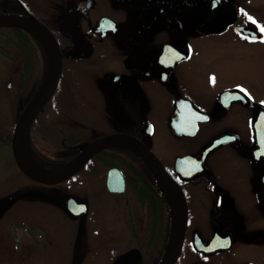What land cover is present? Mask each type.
Listing matches in <instances>:
<instances>
[{
    "label": "flooded vegetation",
    "instance_id": "1",
    "mask_svg": "<svg viewBox=\"0 0 264 264\" xmlns=\"http://www.w3.org/2000/svg\"><path fill=\"white\" fill-rule=\"evenodd\" d=\"M250 6L248 0H0V16L44 25L62 54L56 92L30 131L35 163L58 172L95 141L125 136L68 180L28 177L12 140L46 82L49 56L34 31L0 27V161L10 147L21 181L17 192L0 197H13L0 216V262L30 258L43 237L34 226L57 211L76 228L71 237L54 238L71 247V264H82L93 249L84 234L90 198L100 192L108 225H118L111 264H161L181 208L187 220L175 264H264V98L237 82L245 61L264 60L263 15ZM79 72L105 101H74L79 84L72 76ZM28 89L32 95L20 101ZM70 197L83 202L76 211L87 206L81 235L82 214L73 216L62 201ZM28 211L40 220L31 214L22 221Z\"/></svg>",
    "mask_w": 264,
    "mask_h": 264
},
{
    "label": "rangeland",
    "instance_id": "2",
    "mask_svg": "<svg viewBox=\"0 0 264 264\" xmlns=\"http://www.w3.org/2000/svg\"><path fill=\"white\" fill-rule=\"evenodd\" d=\"M249 3H252L251 9L255 12H259L264 19V0H248ZM260 15V16H261ZM261 18V17H260ZM261 18V19H262ZM238 79L237 82H243L247 84L249 89L255 93L258 98H264V60L254 63L245 61L239 69H237ZM235 69L230 68V73L233 76L235 74ZM46 75V73H45ZM3 73L0 71V78H2ZM257 80L258 85L253 84V81ZM72 80L77 82L79 85L75 86L73 90L74 101H105L103 99V94L98 88L97 85L93 84V80L84 72L75 76H72ZM230 81L231 79H226ZM32 89H28L25 93V98L20 101H27L26 98H29L32 95ZM3 95V94H2ZM0 94V102L5 101ZM72 96V97H73ZM59 101V100H58ZM66 101V98H64ZM71 101H73L71 99ZM77 141H82V138H74L73 143ZM83 144V143H80ZM80 144L75 146L76 148L81 147ZM18 173L16 165L14 163L10 147H6L2 150L1 161H0V197L5 194H10L17 192L20 186V179L15 175ZM11 177L14 180H9V183H6L3 180V177ZM8 179V178H7ZM87 186L92 188L90 183H87ZM101 193H95L96 197L91 196L90 205L91 210L89 212L87 227L85 229V235H87V246L93 245V249L87 255V259L83 260L82 264H111L112 259L115 258L117 253V248L119 245L117 243V233L118 225H108L110 218L107 214H104L102 211V205L100 203ZM29 212V211H28ZM35 215L37 219L40 220L41 215H37L33 212L20 214L22 221L27 222L32 218H26L28 215ZM27 215V216H26ZM47 216H43L39 224L35 225L34 229L37 233H40L43 237H38V244L32 246L31 256L24 263L22 260H14L9 262H0V264H71L75 255L71 250V247L57 241V236H69L73 234V231L76 228L75 222H73L68 217L61 215L57 211H51L46 213ZM11 221L16 219L15 217H9ZM13 222V221H12ZM104 226L109 229L110 235H107L106 232L102 229ZM20 230H16L15 232ZM56 233V236H50L48 234ZM38 246V247H37ZM29 250H27L28 252ZM119 252V251H118ZM117 253V254H116Z\"/></svg>",
    "mask_w": 264,
    "mask_h": 264
},
{
    "label": "water",
    "instance_id": "3",
    "mask_svg": "<svg viewBox=\"0 0 264 264\" xmlns=\"http://www.w3.org/2000/svg\"><path fill=\"white\" fill-rule=\"evenodd\" d=\"M8 26H19L34 31L39 40L44 44L49 56V71L46 82L44 83L37 96L33 99L28 109L21 116L17 124L12 140V150L14 158L19 168L28 177L36 181L47 184H56L63 182L79 173L85 167L91 157L100 152L102 149L111 146L112 140H124L125 136L106 137L95 141L94 143L90 144V146H87V148H85V150H83V152L74 161H72L64 169L58 172L45 170L44 168L36 164L33 159L29 144L30 131L34 121L56 92L62 72V54L54 36L49 32L47 28H45L44 25L40 23L32 24L31 22L20 18L0 16V27ZM211 148L212 147H210L209 145L206 149L210 150ZM155 172L159 176V178L162 177L163 174H161V170L159 168L155 169ZM163 172L166 174L164 169ZM108 183L110 184V187H112L111 173ZM62 201L65 202L66 209L70 212V214H73V216H76V214H78L79 212L76 211L78 209L77 203L83 204V202L74 197H70ZM12 203L13 197L10 196L0 200V216L7 207L12 205ZM86 212L87 206L83 207L82 211L79 212V214H82L80 235L84 230ZM186 220V208L184 210L183 208L178 209L176 211V215L173 217L174 230L169 250L167 256L161 264H175L183 245V234Z\"/></svg>",
    "mask_w": 264,
    "mask_h": 264
},
{
    "label": "snow or ice",
    "instance_id": "4",
    "mask_svg": "<svg viewBox=\"0 0 264 264\" xmlns=\"http://www.w3.org/2000/svg\"><path fill=\"white\" fill-rule=\"evenodd\" d=\"M250 20H252L251 17H249ZM255 23V21H253ZM261 32H264V26L261 27ZM215 78L213 77V82H214ZM241 91H245L244 89H241Z\"/></svg>",
    "mask_w": 264,
    "mask_h": 264
}]
</instances>
